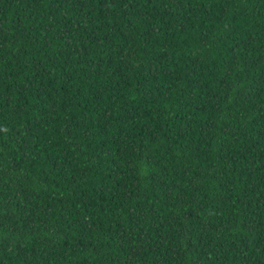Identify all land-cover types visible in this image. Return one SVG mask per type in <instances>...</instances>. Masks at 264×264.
Here are the masks:
<instances>
[{"label": "trees", "instance_id": "trees-1", "mask_svg": "<svg viewBox=\"0 0 264 264\" xmlns=\"http://www.w3.org/2000/svg\"><path fill=\"white\" fill-rule=\"evenodd\" d=\"M0 264H264V0H0Z\"/></svg>", "mask_w": 264, "mask_h": 264}]
</instances>
